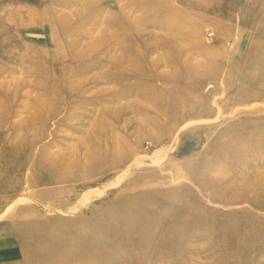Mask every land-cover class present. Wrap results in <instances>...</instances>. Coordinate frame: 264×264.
<instances>
[{
    "label": "rangeland",
    "instance_id": "1",
    "mask_svg": "<svg viewBox=\"0 0 264 264\" xmlns=\"http://www.w3.org/2000/svg\"><path fill=\"white\" fill-rule=\"evenodd\" d=\"M0 264H264V0H0Z\"/></svg>",
    "mask_w": 264,
    "mask_h": 264
}]
</instances>
